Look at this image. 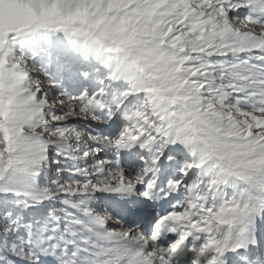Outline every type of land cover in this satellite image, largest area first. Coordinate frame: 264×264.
Here are the masks:
<instances>
[{"label":"snow or ice","instance_id":"6c2138e0","mask_svg":"<svg viewBox=\"0 0 264 264\" xmlns=\"http://www.w3.org/2000/svg\"><path fill=\"white\" fill-rule=\"evenodd\" d=\"M0 264H264V0H5Z\"/></svg>","mask_w":264,"mask_h":264},{"label":"rangeland","instance_id":"374dc122","mask_svg":"<svg viewBox=\"0 0 264 264\" xmlns=\"http://www.w3.org/2000/svg\"><path fill=\"white\" fill-rule=\"evenodd\" d=\"M4 6L5 0H0V27H3L4 24ZM23 34H31L32 37L38 39L37 43L32 47L31 55H23V57L29 61L30 64L35 63L37 65H42L45 67V70L50 73L53 79L59 80L61 85L67 89L72 90L78 88L81 84L91 83V77L88 80H85L81 76V70L91 72V64L80 60L79 57H75L72 60L67 58V55L63 56V63L58 69H54L53 65L50 63L48 53L51 49H61L66 54L71 52V49L67 47L65 42V37L60 33H46V32H30ZM19 34V35H23ZM50 42V43H49ZM44 54V58H38L35 53ZM58 61V58H54V62ZM59 70V71H57Z\"/></svg>","mask_w":264,"mask_h":264},{"label":"trees","instance_id":"16d2710c","mask_svg":"<svg viewBox=\"0 0 264 264\" xmlns=\"http://www.w3.org/2000/svg\"><path fill=\"white\" fill-rule=\"evenodd\" d=\"M38 39L35 37H32L31 34H23V35H17L13 39V52L14 55L20 56V55H31L32 54V47H35L34 45L37 43ZM38 51L36 50L35 53L37 54L36 56L40 58H44V54L37 53ZM63 57L58 58V61L54 62L53 60H50V63L53 65L54 69H58L60 67L59 64L61 62L63 63ZM59 71V70H57Z\"/></svg>","mask_w":264,"mask_h":264}]
</instances>
